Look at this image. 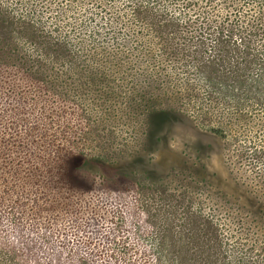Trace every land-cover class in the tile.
I'll use <instances>...</instances> for the list:
<instances>
[{"label":"rangeland","instance_id":"1","mask_svg":"<svg viewBox=\"0 0 264 264\" xmlns=\"http://www.w3.org/2000/svg\"><path fill=\"white\" fill-rule=\"evenodd\" d=\"M2 132L88 191L0 264H264V0H0Z\"/></svg>","mask_w":264,"mask_h":264},{"label":"trees","instance_id":"2","mask_svg":"<svg viewBox=\"0 0 264 264\" xmlns=\"http://www.w3.org/2000/svg\"><path fill=\"white\" fill-rule=\"evenodd\" d=\"M2 77L6 84H19L21 80V77L10 72H2ZM5 126L2 125L3 131ZM45 156L50 158L46 160ZM78 160L79 157L75 155H41L40 149L29 153L22 138L13 142L6 132H2L0 210H14L21 221L19 225L34 229L38 234L40 229L37 230V226L52 234L54 229L74 227L76 218L73 209L85 208L78 197L88 191L85 185L77 181L75 167ZM42 165L46 167L45 170H41ZM103 182L107 183L108 180L103 179Z\"/></svg>","mask_w":264,"mask_h":264}]
</instances>
